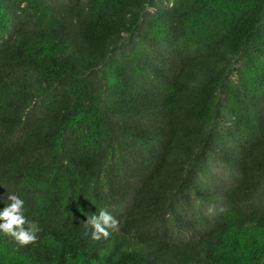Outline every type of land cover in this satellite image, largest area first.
Here are the masks:
<instances>
[{"label": "trees", "instance_id": "obj_1", "mask_svg": "<svg viewBox=\"0 0 264 264\" xmlns=\"http://www.w3.org/2000/svg\"><path fill=\"white\" fill-rule=\"evenodd\" d=\"M8 192L0 264H264V0H0Z\"/></svg>", "mask_w": 264, "mask_h": 264}, {"label": "clouds", "instance_id": "obj_2", "mask_svg": "<svg viewBox=\"0 0 264 264\" xmlns=\"http://www.w3.org/2000/svg\"><path fill=\"white\" fill-rule=\"evenodd\" d=\"M0 201L4 202V206L0 207V234L11 236L20 246L34 242L40 228L36 221L26 217L24 199L14 192H8L6 196L0 195ZM84 223L91 227L94 240L107 238L110 231L115 232L119 228L118 220L103 208L86 215Z\"/></svg>", "mask_w": 264, "mask_h": 264}]
</instances>
